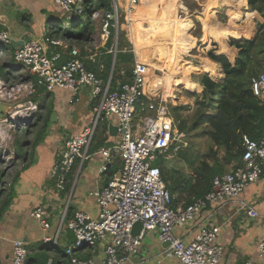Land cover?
Wrapping results in <instances>:
<instances>
[{"label": "built area", "instance_id": "2783aa9c", "mask_svg": "<svg viewBox=\"0 0 264 264\" xmlns=\"http://www.w3.org/2000/svg\"><path fill=\"white\" fill-rule=\"evenodd\" d=\"M97 1L93 0L94 3ZM129 1L135 4L139 0ZM54 2L61 10L60 20L64 17L72 22L86 20L87 17L83 15L86 0ZM111 2V9L93 13L94 18L100 16L102 20L103 45L106 46L112 32L116 31L111 46L115 59L107 78L90 70L85 61L86 58L95 60L101 53L85 47L88 52L85 56L79 46L55 38L51 34L57 27V22L51 20L46 25L47 29L50 25L49 32L42 38L28 39L9 54V59L16 65L9 66L8 70L28 71V79L12 86L5 85L0 79V103L7 105L5 115L11 117L12 113L8 111L10 106L16 105L19 110L24 106L20 104L21 98L34 95L37 86L45 87L48 91L66 89L74 94H78L83 88H89L94 101L92 122L67 139L58 150L57 160L51 170V179L59 190H66L68 175L76 162L80 160L83 163L90 158L91 147L102 120L110 119L113 115L118 119L116 127L120 139L112 146H103L100 153L105 161L103 171L108 169L116 156L120 157L122 166L105 185L92 193L100 206L98 216L92 217L86 212L77 211L67 221V228L73 233L74 240L65 247L68 257L65 264H97L92 258L78 257V251L84 247H94L100 242L105 243L102 264L132 263L140 252L146 233L152 230L158 231L160 241L168 243L163 254L174 260L173 264H226L224 247L218 242L220 227L207 220L201 221L190 241L178 236L175 229L197 221L199 215L210 206L229 203H240L247 215L260 221L264 229V213L242 199L243 192L264 174V135L258 140L244 135L242 166L216 175L211 190L202 197H196L185 206L173 207L174 195L162 172L156 167V162L169 152L177 155L183 148L186 133L179 130L162 101H148L146 82L149 68L146 65L135 61L132 68L133 79L113 88L122 7L118 0ZM13 39L8 31L0 32V55L4 50L2 46L12 45ZM251 88L253 94L264 101V73L252 78ZM25 105H28L27 112L23 113L34 114L36 103L29 99ZM17 112L19 111L13 113ZM31 215L43 229L50 227L49 212L43 205L35 207ZM65 217L64 213L61 228ZM137 222L142 224V229L134 235L133 228ZM47 240L52 238L47 237ZM258 257L264 260V237L258 243ZM28 258L27 243L21 239L14 240L12 264H28ZM238 264L260 262L249 259Z\"/></svg>", "mask_w": 264, "mask_h": 264}, {"label": "crops", "instance_id": "0c3cea01", "mask_svg": "<svg viewBox=\"0 0 264 264\" xmlns=\"http://www.w3.org/2000/svg\"><path fill=\"white\" fill-rule=\"evenodd\" d=\"M118 1L122 7V15L128 21L138 18L145 20L146 15L144 14L150 12L148 3L154 4L157 0L152 2L139 0L135 4L129 0ZM199 6L202 7V10H199ZM189 8L194 15L193 18H190L192 24L188 23L194 45L188 49L184 46L185 50L190 51H188V57H182V61L186 63L184 69H190L189 79H192V82L197 81L198 87L193 88L186 76L184 79L182 78L183 80L174 79L175 82L182 80V84L185 86L184 93L188 94V98L178 97L172 91L169 93L167 88L169 76L157 74L151 78L154 75L151 74L150 70L151 57L147 58L143 54L145 43H143L142 55H138L135 45L134 38L141 34L136 36V33L131 29L128 30L127 39H124L125 49L131 48L133 44L135 61L149 68L146 82L148 101L152 99L156 102L162 101L168 107L172 117V111L175 108H179L180 115H182L184 112L194 110L197 105L196 102L201 99L204 86L198 78L193 79V75L206 74L214 81L224 79L225 72L222 64L214 61L209 56V52H213L217 56H226L232 64H235L240 49L231 41H242L243 38L239 37V33L233 29L228 33L229 19H231L230 10L233 8L235 17L246 15V20L249 17H261L258 11L249 9L248 0H190ZM58 11L60 14H57ZM132 14L134 15L132 16ZM60 15L61 10L55 5L54 0H0V32L8 31L15 41L42 38L45 33L49 32L46 28L47 23ZM232 32L237 33V36L231 35ZM141 40L144 42L143 39ZM2 47L4 49L2 58L5 56L9 59V54L13 52L15 47L13 45ZM99 47L95 53L103 55L111 52V47L106 48L103 44ZM197 52L199 53L196 54ZM198 55L201 59L198 58ZM107 57V55L97 57L95 60L86 58L85 61L87 65L96 62V65L103 67L107 62ZM114 59L115 54L113 62ZM4 65L8 69L9 62ZM184 80H186L185 83ZM120 83L122 82L118 81V84ZM51 93L50 99L57 116L55 120L52 121L51 119L49 133L45 140L36 149H32L31 153H27L26 157H21L23 159L22 169L14 179L17 181L15 196L0 220V264H12L13 241L16 239H21L27 243L29 256H37L41 250H45L49 256L48 264H60L62 261L59 260L61 257L57 252L64 251L65 247L74 240L73 233L67 228V221L73 218L77 211H83L92 217H97L100 206L92 193L105 185L120 169L116 170V167L119 166L118 161L121 160L120 157L116 156L108 169L102 170L105 161L100 149L103 146H112L120 139L117 129L112 128L118 124L117 117L113 115L110 119L102 120L100 125V129L103 124L107 125L105 144H102V139L97 134L98 136L91 147L90 158L83 163L78 160L69 173L68 190L62 191L56 187V183L51 179L50 174L57 160V152L70 136L77 134L92 122L94 101L91 99L89 88H83L78 94L66 89H56ZM182 99H187L184 105L181 104ZM31 148H33L32 145ZM167 159L169 160V158ZM166 166L164 162L163 167L170 171L171 180L169 183L173 187L178 186L177 191L172 192L174 199H176V207L185 206L188 204L187 202L196 198L195 192L189 189L190 181L187 186L181 187V182L190 175L191 169L175 168L177 167L175 164ZM242 199L264 213V174L259 181L253 183L243 192ZM39 205H43L49 212L50 227L46 230L31 215L35 207ZM64 213L66 217L61 228ZM204 220L220 227L218 242L224 247L226 264H238L249 259L258 260L260 264H264V260L262 261L258 257V243L264 237L263 225L257 219L249 217L246 211L240 207V203H229L217 207L210 206L199 215L197 221L176 227L175 233L186 241H190L195 235L198 223ZM57 235L58 239L56 240ZM47 237L52 238V240L46 241ZM166 246V243L160 241L157 230L149 231L143 239L139 254L129 264H173L175 261L163 254ZM104 249L105 243L100 242L94 247L80 249L78 254L92 258L97 264H102Z\"/></svg>", "mask_w": 264, "mask_h": 264}, {"label": "trees", "instance_id": "16d2710c", "mask_svg": "<svg viewBox=\"0 0 264 264\" xmlns=\"http://www.w3.org/2000/svg\"><path fill=\"white\" fill-rule=\"evenodd\" d=\"M143 1L152 2L153 0ZM248 6L250 10L258 11L264 19V0H248ZM111 8V0H98L95 3L93 0H86L83 12V15L87 17L86 20L76 22L68 20L66 21L67 23H65L61 22L59 17H54L52 20L57 22V27L51 35L55 36L62 33L63 36H70L84 40L88 39L89 35H87V31L92 29L91 17L93 13L101 9L109 10ZM180 23H182L180 29L183 32L180 33L179 36H182V34L189 31V26L188 22ZM257 29L256 36L251 40L244 39L243 41H231L233 45L240 49L235 64H232L226 56H217L213 52H209V56L214 61L222 64L225 77L222 81H214L206 74H202L198 77L204 85V90L202 93V100L198 102V105L194 109L195 114L190 122V126L187 125V120L181 117L182 115H180L179 108L173 110L176 114V116L173 115L175 122L177 123L179 130L186 133V136L189 131L202 128L201 132L205 133L213 143L209 154L201 161L199 160L197 165H195V161L189 162L191 167L195 166L192 167V172L183 181L184 184L181 182V187H183L184 185L187 186L190 181L189 189L195 192L196 197H202L205 193L211 190L213 178L216 175H221L227 171L235 170L242 166V157L244 153L242 141L244 135H249L256 140L264 135V101L258 99L253 94L251 88L252 78L264 72V23L258 22ZM91 32L92 30L90 31V34ZM231 35L237 36V33L232 32ZM184 36H186V34ZM191 38L192 37H183L181 39L179 38V41H182L183 45L188 49L194 45V40ZM113 40L114 31L106 44V48L112 46ZM134 40L138 55H142L143 43L145 42L139 37L134 38ZM81 51L83 54L88 53L83 49H81ZM106 55L108 56L107 62L103 67L96 65V62L87 65L90 70H93L103 78H107L112 69L114 53L111 51L100 57H105ZM171 59L174 63H177L179 57L176 54H173ZM134 64L135 54L132 49H125L124 44L119 42L112 79L113 88L118 86V81L123 83L133 79L132 68ZM176 70L178 71V69ZM2 77H5V75ZM185 81L186 80H184V83ZM190 84L193 88L198 87L197 83L194 84L190 81ZM37 92L39 96L36 94L35 97L38 96L39 98L40 111L36 115L37 121L33 126H39L41 122L42 124L37 130L34 142L31 144L33 149H36V147L44 141L48 135L51 116L54 112V105L50 99L52 95L51 91L46 90L45 87L37 86L36 93ZM44 111L45 113L43 114ZM99 130L98 134L102 139V144H105V141L107 140V136L105 135L107 125L103 124ZM22 147L23 150H25V146L22 145ZM183 149L184 148H182L177 155H173L172 152H169V154L167 153L168 155L166 154L167 156H161L156 162V167L162 172L171 192L177 191L178 186L173 187L172 184L169 183V180H171L170 171H167L166 168L163 167V164L167 158L183 157ZM121 166L122 163L116 167V170ZM229 167H231V170H228ZM16 182L17 181L14 180L9 192H0V199L5 197L0 205V220L13 201ZM68 184L66 186L67 190L69 188ZM191 202L192 200L187 203ZM173 207H176V199H173ZM57 253H59L61 257V259H59L62 261L60 264H65L68 260L65 250ZM78 257L90 259L89 257L81 256L80 254H78ZM48 260L49 256L45 250H41L39 255L29 256L28 264H32V262L33 264H48Z\"/></svg>", "mask_w": 264, "mask_h": 264}, {"label": "rangeland", "instance_id": "374dc122", "mask_svg": "<svg viewBox=\"0 0 264 264\" xmlns=\"http://www.w3.org/2000/svg\"><path fill=\"white\" fill-rule=\"evenodd\" d=\"M156 1V0H153ZM149 4V11L146 12V18L143 20L142 18L133 19V20H126L123 15L120 18V28H119V42L124 44V39H127L128 30H133L136 33V36L143 39L145 42V48L143 49L144 55L147 58H150V66H151V78L155 77L157 74H162L164 76H169V82L167 84V88L170 91L176 93L178 97H185L188 98V94L185 92V86L182 84V80L185 78L184 76L188 77L189 79V71L190 69H184L186 63L182 61V57L186 58L189 55L190 50H185L182 41H179V38H183L186 34L187 38L192 37L191 31H187L186 33L179 36L180 33L183 31L180 29L182 23H180V19L182 22H190L192 21L190 18H193L194 15L192 11H190V0H158L156 3H148ZM150 4H152L150 6ZM199 10H202V7H198ZM155 9V10H153ZM152 10V11H151ZM240 11L239 9L237 10ZM230 18L229 19V27L228 33L231 32L233 29L235 32L239 33V37H242V41L244 39L251 40L254 38L257 32V23L262 22L264 23V19L261 17L251 18L249 17L246 20V15L244 17L237 16L235 17V12L230 10ZM57 14H60L58 11ZM239 14V13H237ZM141 14H139V17ZM143 16V15H142ZM170 16V17H169ZM161 17H163L161 19ZM254 19V20H253ZM92 23V32L90 34V29L87 31V35H89L88 39H77L70 36H63L62 33L55 35V38L60 39L70 45L79 46L81 49L85 50V47L91 48L93 52L96 51V48L102 45L101 41V26L102 20L101 17L94 18L93 15L91 17ZM68 21L67 17L61 19V22ZM255 22V25H254ZM191 27V26H190ZM50 29V25H48V30ZM242 31V34H241ZM116 33V31L114 30ZM189 35V36H188ZM247 37V38H246ZM229 42V40H228ZM132 51L134 52V47L132 44ZM135 53V52H134ZM197 52L196 54H198ZM85 53L83 55H87ZM173 54H176L179 57L177 63H174L171 59ZM203 54V53H202ZM1 56V55H0ZM198 58L201 59V57ZM197 58V59H198ZM149 62V59L147 60ZM9 62V66H14L16 63L8 59L7 57L2 56L0 57V79L5 85L12 86L15 84H20L26 79H28L29 72L24 70H8L5 67V63ZM181 67V68H179ZM179 72H177L176 69ZM180 69V70H179ZM182 70V71H181ZM193 71V70H192ZM264 73V72H263ZM5 77H2L4 76ZM122 75V74H121ZM7 77V78H6ZM199 75H193V79H197ZM182 79L178 82H175L174 79ZM192 82V79H189ZM192 83H195L194 81ZM197 83V81H196ZM195 83V84H196ZM202 84V82L200 81ZM203 85V84H202ZM204 86V85H203ZM193 89V88H192ZM179 92V93H178ZM203 93V92H202ZM38 92L34 93V95L30 97L23 96L21 98L20 104H24L21 106L19 110L16 105H11L8 111L13 113L15 111H19L20 113L25 112L28 105H25L27 100L31 99L36 103V110L34 114H30V117L25 120H17V122H13L9 118L11 116L5 115L0 117V128L3 129L4 134L0 136V192L1 191H9L11 184L13 183L15 176L18 174L19 171L22 169V158L26 157L27 153H31L32 149L31 144L34 142L37 134V130L39 129L42 122L39 126L35 125L37 121V113L40 111L39 107V98ZM202 100H198L196 103ZM187 99H182L181 104L184 105ZM178 105V104H176ZM196 105V106H197ZM171 106H173L171 104ZM175 106V105H174ZM195 106V107H196ZM27 112V111H26ZM45 111L43 112V114ZM172 114L176 116L175 112L172 111ZM194 110H190L189 112H184L182 114V118L186 119L190 126V122L194 118ZM6 119V121H4ZM28 120V121H27ZM16 121V120H14ZM202 131V128L199 130L189 131L185 140L182 142L183 146V157H174L165 160V164L169 166H173L174 164L177 166L175 168H188L192 170V167L199 163L209 154L210 149L212 147L211 139ZM22 145L25 146V150H23ZM19 153V154H18ZM197 159V160H196ZM185 161V163H183ZM195 161L194 166H190L189 162ZM118 164H121V160L118 161ZM190 170V173L192 172ZM231 170V167L228 168ZM5 198V197H4ZM3 199V198H2ZM0 199V204L3 201Z\"/></svg>", "mask_w": 264, "mask_h": 264}, {"label": "water", "instance_id": "95a60500", "mask_svg": "<svg viewBox=\"0 0 264 264\" xmlns=\"http://www.w3.org/2000/svg\"><path fill=\"white\" fill-rule=\"evenodd\" d=\"M25 42H27V40H20V41H15V40H13V41H12V45H13L14 47H16V46H21V45L25 44ZM5 67H6V66H5ZM6 111H7V105H4V104L0 103V117L5 116V112H6ZM56 116H57V113L54 112V113L52 114V117H51L52 121L55 120ZM112 128L117 129L116 126H112ZM141 229H142V224H141L140 222H137V223L134 225V228H133V234H134V235L138 234V233L140 232ZM166 245H168V243H166Z\"/></svg>", "mask_w": 264, "mask_h": 264}, {"label": "bare ground", "instance_id": "6f19581e", "mask_svg": "<svg viewBox=\"0 0 264 264\" xmlns=\"http://www.w3.org/2000/svg\"><path fill=\"white\" fill-rule=\"evenodd\" d=\"M151 6V5H150ZM134 14H132V16H133ZM180 21L182 22V20L180 19ZM185 22H187V21H185ZM188 23H190V22H188ZM185 38H187V36H184ZM26 112V111H25ZM30 117V114H24L23 112L22 113H20V112H17V113H12V117H10L9 119L10 120H12V121H14V120H16L15 122H17V120L19 121H21V120H25V119H27V118H29ZM28 121V120H27ZM4 134V132H3V129H1L0 128V136H2Z\"/></svg>", "mask_w": 264, "mask_h": 264}]
</instances>
